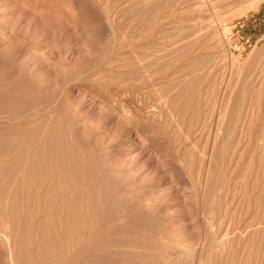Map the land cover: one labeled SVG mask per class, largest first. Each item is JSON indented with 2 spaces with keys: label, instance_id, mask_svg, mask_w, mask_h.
<instances>
[{
  "label": "rangeland",
  "instance_id": "rangeland-1",
  "mask_svg": "<svg viewBox=\"0 0 264 264\" xmlns=\"http://www.w3.org/2000/svg\"><path fill=\"white\" fill-rule=\"evenodd\" d=\"M0 116V264H264V0H0Z\"/></svg>",
  "mask_w": 264,
  "mask_h": 264
},
{
  "label": "bare ground",
  "instance_id": "bare-ground-1",
  "mask_svg": "<svg viewBox=\"0 0 264 264\" xmlns=\"http://www.w3.org/2000/svg\"><path fill=\"white\" fill-rule=\"evenodd\" d=\"M108 20H109V19H108ZM36 57H37V56H36ZM38 60H39V57H38ZM37 111H38V109H37ZM39 111H40V110H39ZM37 113H39V112H37ZM33 114H34V113H33ZM1 117H2V116H0V118H1ZM4 119H5V118H4ZM8 119H9V118H8ZM8 119H7V120H8ZM2 120H3V119H2ZM7 227H8V226H6V230H7ZM4 238H5V237H4ZM0 239H1V238H0ZM7 244H8V242H7ZM14 245H15V244H14ZM8 247H9V246H8ZM11 248H12V247H11ZM9 252H10V251H9ZM15 252H16V251H15ZM10 264H11V263H10ZM12 264H13V263H12Z\"/></svg>",
  "mask_w": 264,
  "mask_h": 264
}]
</instances>
